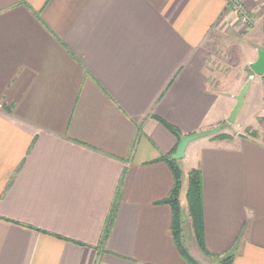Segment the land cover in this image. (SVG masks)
<instances>
[{"label":"crops","instance_id":"obj_1","mask_svg":"<svg viewBox=\"0 0 264 264\" xmlns=\"http://www.w3.org/2000/svg\"><path fill=\"white\" fill-rule=\"evenodd\" d=\"M232 1L0 0V264H189L162 203L180 142L168 126L223 128L178 160L181 194L191 170L203 178L206 253L185 234L191 254L264 264V139L240 129L245 104L264 118V78L231 134L240 89L209 65L220 31L247 41L251 68L264 0H240L251 25Z\"/></svg>","mask_w":264,"mask_h":264},{"label":"rangeland","instance_id":"obj_2","mask_svg":"<svg viewBox=\"0 0 264 264\" xmlns=\"http://www.w3.org/2000/svg\"><path fill=\"white\" fill-rule=\"evenodd\" d=\"M230 34L228 32H217L213 39L214 45L212 49V56L210 58V71H211V83H214L215 79L219 80L218 83L220 87L231 90V91H239L242 86L247 81L250 76L249 73L251 68L247 65L248 59L251 57V50L249 49V44L247 41L243 39L238 41L235 45L233 42L229 40ZM240 79V81L235 83V80ZM260 80V79H259ZM244 106V105H243ZM243 108V107H242ZM253 105L248 107V105L243 108V116H246V125H251L249 127H238L234 124H230L231 126L225 128L228 133L236 134L241 129V132L245 134H249L255 137H261L264 139V118H258L256 121L255 112L253 109ZM242 110V109H241ZM228 124V123H226ZM223 130V128H222ZM182 207L186 210V197L185 194H181ZM184 217V231L189 241L192 239V230L188 221V216L183 213ZM206 260V259H205ZM206 264V262L204 261ZM208 264L210 261L207 262Z\"/></svg>","mask_w":264,"mask_h":264},{"label":"trees","instance_id":"obj_3","mask_svg":"<svg viewBox=\"0 0 264 264\" xmlns=\"http://www.w3.org/2000/svg\"><path fill=\"white\" fill-rule=\"evenodd\" d=\"M169 129L178 137H182L179 130L173 126ZM226 134L219 133L215 137H227ZM173 155V154H172ZM170 155L169 163L175 176V184L170 195L162 201L169 204L173 210L172 234L175 242L183 256L189 264H201L190 252L184 233V217L181 201V191L183 188V170L178 160ZM187 203V216L190 219L191 230L198 248L205 252L203 244L204 232V212H203V178L198 169L189 172L188 188L185 194ZM108 227V225H107ZM206 253V252H205ZM206 255V254H205ZM233 254L219 260L218 264H231Z\"/></svg>","mask_w":264,"mask_h":264},{"label":"water","instance_id":"obj_4","mask_svg":"<svg viewBox=\"0 0 264 264\" xmlns=\"http://www.w3.org/2000/svg\"><path fill=\"white\" fill-rule=\"evenodd\" d=\"M250 66H251V69L253 71V74H251L248 77L247 81L245 82L243 87L240 89L239 93L237 95H235L236 104L234 105V107L231 110L230 115L227 119V121L230 124H234L236 122V120H237V118L241 112V109H242L243 105L245 104L246 96L249 93L250 87L253 83L255 76H263L264 75V50L258 51L257 60L252 62ZM221 129H222V126H218L214 129L204 130L201 132L182 136L180 138V142L178 144L177 150L172 155V158L175 160H182L183 158L186 157L187 147L192 141L214 135V134L218 133L219 131H221Z\"/></svg>","mask_w":264,"mask_h":264},{"label":"built area","instance_id":"obj_5","mask_svg":"<svg viewBox=\"0 0 264 264\" xmlns=\"http://www.w3.org/2000/svg\"><path fill=\"white\" fill-rule=\"evenodd\" d=\"M231 6L233 11L239 14L242 23L247 25H251L253 23L254 18L248 14V12L246 11L244 5L240 0H233Z\"/></svg>","mask_w":264,"mask_h":264}]
</instances>
